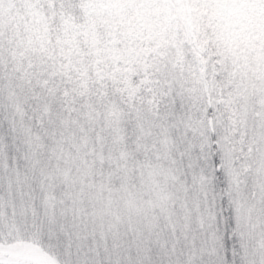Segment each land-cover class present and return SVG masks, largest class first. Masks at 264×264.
Returning <instances> with one entry per match:
<instances>
[{"label":"snow or ice","instance_id":"6c2138e0","mask_svg":"<svg viewBox=\"0 0 264 264\" xmlns=\"http://www.w3.org/2000/svg\"><path fill=\"white\" fill-rule=\"evenodd\" d=\"M0 264H264V0H0Z\"/></svg>","mask_w":264,"mask_h":264}]
</instances>
